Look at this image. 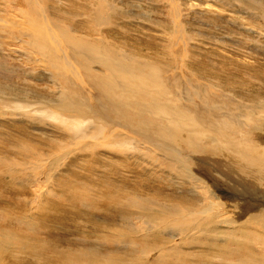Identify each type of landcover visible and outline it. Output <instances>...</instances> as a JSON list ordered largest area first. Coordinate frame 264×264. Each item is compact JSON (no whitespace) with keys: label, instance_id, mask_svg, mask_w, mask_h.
I'll list each match as a JSON object with an SVG mask.
<instances>
[{"label":"bare ground","instance_id":"obj_1","mask_svg":"<svg viewBox=\"0 0 264 264\" xmlns=\"http://www.w3.org/2000/svg\"><path fill=\"white\" fill-rule=\"evenodd\" d=\"M85 1L75 14L56 0H0V125L58 138L26 130L29 150L0 126L21 155L0 158V264H264V0L214 1L228 26L214 47L222 39L220 60L234 64L217 76L197 68L216 49L180 16L194 3L146 0L164 16L143 27L161 51L120 40L127 1ZM77 163L113 183L85 186L101 205L54 199ZM60 203L88 227L48 223Z\"/></svg>","mask_w":264,"mask_h":264},{"label":"rangeland","instance_id":"obj_2","mask_svg":"<svg viewBox=\"0 0 264 264\" xmlns=\"http://www.w3.org/2000/svg\"><path fill=\"white\" fill-rule=\"evenodd\" d=\"M58 2V7L63 11L71 10L73 13L78 14V11L83 8V6L88 7V4L85 0H56ZM127 1L128 5L130 7H127L126 9L128 11V16H129V21L127 22L126 30L124 35H119L122 38H124L126 41L135 44L137 47H147L148 49L150 47H154L158 50L163 51V48L160 46L155 45V38L152 37L153 34L151 32H147L143 27L150 26L151 23L150 19L154 20H161L164 18L163 15L161 14H156L158 13L159 7L157 5H152V4H147L146 0H123V4ZM189 1L192 4L190 7H186L185 10L182 8L180 10V16L182 17L184 23L188 26H192L188 21L190 20L194 25L193 27L197 30V32H194L193 34V41L200 44L201 47L204 45H208L209 49L215 48L214 47V40L217 38V36H221L225 38V35L222 33L225 28H228L227 26V21L222 20L218 17V12H219V7L214 4L215 0H210L209 3L208 0H201V1H207L206 3H201V4H195L197 3L198 0H179L180 3ZM40 2L44 5L43 0H40ZM49 2V0H48ZM61 2V5L59 6V3ZM130 2V3H129ZM141 2L143 4L144 9L141 8ZM121 7H124L125 4ZM151 5V6H148ZM3 7V4L0 2V13H1V8ZM148 13H146V12ZM2 14V13H1ZM123 20H127L128 18L123 15ZM189 19V20H188ZM168 23L172 22V19H167L166 20ZM201 24V25H199ZM137 31V33H135ZM133 33V34H132ZM151 34V35H150ZM152 37V38H151ZM189 40L190 36L188 37ZM150 41H149V40ZM133 40V41H131ZM219 39L218 42H221ZM154 41V42H153ZM6 42H13V39L11 37L6 39ZM153 42V43H152ZM216 43V46L218 48H222L219 43ZM14 44V43H13ZM219 44V45H218ZM149 45V46H148ZM145 47V48H146ZM12 48V47H11ZM218 48H215L216 51L211 52L210 54H206L204 52V55L208 56V58L212 59L214 62L209 65H205L204 63L208 62V59L202 62L197 68L201 69L205 73H209L212 76H217L220 72L223 70L226 71L228 67H234V64L227 62V60L222 59L220 60V57L222 56V51ZM11 51V49H10ZM144 54H151L150 52H143ZM4 51L1 49V40H0V59L3 57ZM191 55L193 57H196L197 55L193 52H191ZM203 55V56H204ZM200 56L201 60L202 57ZM224 62V63H223ZM229 63V64H228ZM229 65V66H228ZM262 67V66H261ZM264 68V67H262ZM261 68V69H262ZM233 68H231L232 70ZM237 72L236 70H232ZM1 112V111H0ZM3 124L8 125L10 123L9 128H11V132L14 135L15 142L19 141L22 144V148H30L35 147L36 148V140L35 139H30L25 137L24 131L29 130L33 132V138H37L39 136H46L48 140H57L58 138L54 135L56 131H53L54 134L51 133H43L39 130H35L32 128L33 125L29 122L28 125H25L19 120L12 119L11 121L5 122V120H1ZM13 122V123H11ZM8 123V124H7ZM1 124L0 126H3ZM6 126V128H8ZM31 126V127H30ZM44 126V125H43ZM15 127V128H14ZM10 130V129H7ZM13 130V131H12ZM16 130V131H15ZM4 130H0V158L1 162H5L6 160H9L5 155L10 156V159H13L14 157L17 158V155L21 157V155L18 154L16 155L13 150V146L10 147V140H8L7 133H4ZM17 132V133H16ZM16 136H21L18 140H16ZM3 147V148H2ZM5 148V149H4ZM7 148H12V149H7ZM10 150V151H9ZM13 150V151H12ZM9 151V152H8ZM55 151V150H54ZM16 160V159H13ZM3 164V163H2ZM18 164H12L10 165L11 169H14ZM93 166V165H92ZM1 169H4V167L0 166ZM74 174L72 175H59L60 178V186L62 187L63 190L66 191V195L62 197H55L54 199H58L60 202L64 204H69L68 200L73 198V197H78L80 196L85 203L89 202L92 206L96 205H101L99 203L95 202H90L88 197H87V190H85V186L87 184H102L105 182V184H113L111 183L108 179L105 178H97L95 182V172H91L87 170L86 167H84L82 164L77 163L76 166L73 168ZM24 170L19 171L17 174L19 175L21 172ZM28 171V170H26ZM26 173V172H25ZM23 174V173H21ZM29 174V172H28ZM5 175V174H3ZM12 174H10L11 176ZM20 176V175H19ZM24 177V176H23ZM93 181V182H92ZM222 181V180H221ZM8 182V181H7ZM128 184H136L138 186H141L143 184H146V182L142 178H137L135 176H130V179L128 180ZM152 182H154L152 180ZM11 183V182H10ZM2 184V185H1ZM4 181L0 180V190L3 195H7V189L3 185ZM118 184H122L118 183ZM227 185V184H226ZM145 189L148 188V186L144 187ZM168 197L171 200H175L176 196L173 192H167ZM260 196V195H259ZM115 197L119 200L123 199V192L120 193H115ZM64 204H58L57 208H52L45 216V220L48 223L51 224H57L64 226L63 228H74L75 230L81 229V228H87L88 223L87 219L85 218L84 214H79L77 210L71 208L70 206H65ZM4 214H2L3 216ZM103 218H108L111 219V215L108 213H104ZM43 232H46L47 234H56L57 232L54 230H41ZM40 233V230H36L32 234L37 235ZM48 240V239H47ZM58 245V244H57ZM60 248H67L66 246L59 245ZM192 257L187 258L188 261H191Z\"/></svg>","mask_w":264,"mask_h":264}]
</instances>
